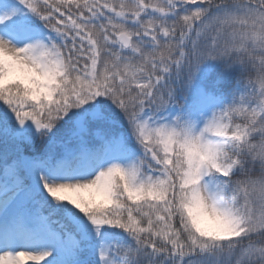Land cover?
<instances>
[{"label":"snow or ice","instance_id":"snow-or-ice-1","mask_svg":"<svg viewBox=\"0 0 264 264\" xmlns=\"http://www.w3.org/2000/svg\"><path fill=\"white\" fill-rule=\"evenodd\" d=\"M0 264H264V0H0Z\"/></svg>","mask_w":264,"mask_h":264},{"label":"trees","instance_id":"trees-1","mask_svg":"<svg viewBox=\"0 0 264 264\" xmlns=\"http://www.w3.org/2000/svg\"><path fill=\"white\" fill-rule=\"evenodd\" d=\"M237 119V122H242V118H236Z\"/></svg>","mask_w":264,"mask_h":264}]
</instances>
